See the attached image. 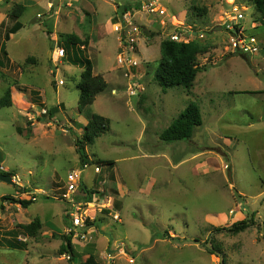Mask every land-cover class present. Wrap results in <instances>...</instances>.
<instances>
[{"label": "rangeland", "instance_id": "1", "mask_svg": "<svg viewBox=\"0 0 264 264\" xmlns=\"http://www.w3.org/2000/svg\"><path fill=\"white\" fill-rule=\"evenodd\" d=\"M90 1L96 13L78 11L77 0H0V98L10 89L13 100L11 107L0 109V172L14 178L13 185L0 180V264H81L92 243L98 245L96 258L102 264H216L208 251L212 245L223 252L220 259L224 257L226 264H264L260 13L248 0H160L168 14L181 13L186 25L203 31L205 39L198 36L196 42L207 47L197 58L206 70L199 72L194 87L164 91L154 72L165 32L155 27L147 40L150 31L143 27L146 39L136 46L139 66L132 69V84L117 62V36L107 30L108 20L115 21L116 0ZM18 5L25 6L18 20L23 28L6 41ZM195 7L206 11L198 13ZM236 7L247 8L244 35L255 38L258 54H232L230 39L223 33L207 42L215 34L213 26L229 19ZM117 10L121 14L122 6ZM136 16L140 22L145 19ZM68 35L92 43L87 45V58L107 81V88L83 112L78 110V84L84 69L71 62L73 52L64 38ZM57 47H67L68 53L54 63ZM135 84L142 91L130 97L128 89ZM244 90L249 93H232ZM192 102L200 107L203 125L190 140L163 141L161 133ZM53 108L59 113L50 117ZM94 114L108 118L110 128L86 146L87 161L82 163L75 136H83ZM103 161L114 164L109 167ZM72 171L81 172L83 186L96 193L91 202H86L87 195L74 197L76 206L92 221L103 219L100 227L77 228L73 245L82 258L74 262L67 253L60 255L72 227L70 204L62 198L65 193L70 197L67 183ZM32 196L36 200L27 208L2 201L33 200ZM223 213L252 225L239 234L216 232L227 227V221L214 226L209 217ZM37 218L42 228L35 237L25 235L20 226ZM17 234L27 244L24 249L7 245ZM122 243L131 248L134 262L118 254L126 249Z\"/></svg>", "mask_w": 264, "mask_h": 264}, {"label": "trees", "instance_id": "2", "mask_svg": "<svg viewBox=\"0 0 264 264\" xmlns=\"http://www.w3.org/2000/svg\"><path fill=\"white\" fill-rule=\"evenodd\" d=\"M121 1V0H120ZM248 4L254 6L256 8V11L260 13L259 22L262 26H264V0H248ZM140 2H134L128 1L127 4H122V11H127L133 8H139ZM194 9H197L195 7ZM25 11L24 5H18L13 13H12V19L14 20L13 27L9 30L8 34H6V41L9 40V37L11 34L18 33L22 28L23 25L19 20V18L23 15V12ZM206 9L199 10L197 9V12L204 13ZM67 40V44L71 47V50L73 52L72 57V63L74 65H79L83 70L81 74V80L79 82V99H78V110L83 112L86 108L91 106L100 93H102L107 88V82L104 80V78L101 75H95L94 74V67L92 64V61L88 59V54L86 57L83 55L87 52L86 48L87 45H89V40H81L76 36H65ZM68 46V48H69ZM68 48H64L66 54L68 53ZM205 50H207L206 46H202L198 42H191L189 44L186 43H178L173 42L170 39H163L160 43V53H161V59L159 62L158 67L156 68L154 72V80L161 86V88L165 91L167 89L175 88L182 86L187 90H191L194 87L195 80L202 70H206L205 67H201L197 64V58L198 56L203 53ZM79 55V57H77ZM5 57L7 56L4 55ZM190 93V92H189ZM12 92L10 89H8L5 94L0 98V109L11 107L12 106ZM56 108H53L50 111L49 116L53 117L54 114H58ZM203 125L201 110L198 104L191 103L176 119L175 121L161 133V139L165 142H178V141H184V140H190L193 137L194 131L196 128L201 127ZM110 128V121L108 118H105L101 115L94 114L88 124L85 127L83 136H75V143L77 146V152L80 156V161L84 163L87 161L86 154H85V148L88 145H91L95 142V140L104 134L106 131H108ZM102 165H107L109 167H112L114 164L112 161L107 162L103 161L101 162ZM3 174H8L5 172H0ZM11 175V174H8ZM89 189L85 186H83V181L78 188L77 192L73 195L76 199L79 200L81 196H85L86 202H91L93 200V196L96 194L95 192H88ZM84 192V194H82ZM26 193V192H24ZM83 196V197H84ZM74 198V201L77 202ZM84 199V198H83ZM3 200H11L12 202L16 204L22 205L24 208H27L31 203H33L32 200H15L13 198L5 197ZM66 201V200H65ZM70 204V202H69ZM2 207V205L0 204ZM71 208V204H70ZM71 210L69 211V213ZM68 213V217H70V214ZM254 218V215L253 217ZM249 220H241L233 223L231 226L228 227H219L215 231L221 232L226 231L231 234H239L241 232H245L252 224L248 223ZM253 221V219H252ZM103 223V219L99 218L95 221H92L90 219L86 222V227L89 226H98ZM88 224V225H87ZM42 228V221L37 218L32 223L28 225H22L20 226V229L22 232L31 237H35L38 233V231ZM74 226L72 225L71 229H73ZM90 228V227H89ZM81 230V229H79ZM78 231V230H77ZM86 231V230H84ZM75 232H70L68 235L64 236V243L60 251V255L68 254L69 259L71 262L76 261L75 258L79 257L82 258L81 255H77L76 250L73 245V236ZM18 234L15 235L14 240L7 241V245L10 248H19L24 249L27 244L22 242L21 240H18ZM96 244L92 243L90 244L84 251L86 255H88V258L81 262V264H102L97 260L96 256ZM208 251L211 254H218L221 255L223 252L220 250V248H216L214 245H212V248ZM222 264H226L225 258H222Z\"/></svg>", "mask_w": 264, "mask_h": 264}, {"label": "built area", "instance_id": "3", "mask_svg": "<svg viewBox=\"0 0 264 264\" xmlns=\"http://www.w3.org/2000/svg\"><path fill=\"white\" fill-rule=\"evenodd\" d=\"M233 14H231L230 18L225 20L223 24H221L225 29L234 33V36L229 35L230 39V52L232 54H240V55H254L258 54L260 48L256 45V40L254 37L248 39L244 35V28L242 25V21L245 19V14L240 8H234ZM136 14L148 16L158 15L159 17H163L166 15V10L160 5V0H146L141 3L139 8H133L123 12L118 19L114 23V29L118 36V48L121 53L117 57V62L120 66L126 68V77L131 79L132 84L134 83L135 74L133 72V68H137L139 66V62L134 54H136L137 48L136 46L139 43L141 36L143 35V28L139 26L135 20L137 18ZM194 38L192 32L186 29H181V31H177L171 34L168 39L173 42L178 43H191ZM199 38H204V35H200ZM65 50L57 47L56 51L52 54V62L58 63L61 59L65 57ZM60 85H63V81L59 82ZM142 91V86L140 84H135L134 87L131 86L128 89L129 96H136L139 92ZM44 113L47 112L44 110ZM98 169V168H97ZM81 184V172L72 171L68 174V183H67V191L71 192L70 197L65 193L62 198L70 202L71 204V212L70 217L72 220L73 229L69 230V233L75 232L74 236L76 238L79 237V232L77 228L79 226H84L88 219L93 220L90 214H82V207L76 206V202L74 201V194L77 192L78 188ZM66 191V192H67ZM69 197V198H68ZM32 201L36 200V197L32 196ZM84 215H86L84 217ZM118 219V216H115ZM81 238H83L81 236Z\"/></svg>", "mask_w": 264, "mask_h": 264}, {"label": "crops", "instance_id": "4", "mask_svg": "<svg viewBox=\"0 0 264 264\" xmlns=\"http://www.w3.org/2000/svg\"><path fill=\"white\" fill-rule=\"evenodd\" d=\"M77 1H79L80 2V5L77 7L79 10L78 11H80V10H82V11H84V10H88V11H92V13H96V10H95V6H94V4L90 1V0H77ZM114 1V0H113ZM128 1H133V0H128ZM140 2V5H141V2H144V1H146V0H134V2ZM134 2H132V3H134ZM78 3V2H77ZM122 4H123V2L122 1H120V0H116L115 1V4H113V6L115 7V21L112 23L111 22V24H109L110 23V20H108V22H107V30H109V33L111 32H113V33H115L116 34V36H117V33L115 32V29H114V23L116 22V21H118V19L120 18V14H119V11L117 10V7H118V5L119 6H122ZM69 5H71V4H69ZM161 5V4H160ZM84 6V7H83ZM162 7L166 10V15H164L163 17H159L158 15H155V16H148V17H144L145 19V21L141 18L142 16H140V19H142L141 20V22L137 19V18H135V19H137V20H135V22L139 25V26H142V28L145 26L149 31H150V34L149 35H147V40L149 39V37L151 36V35H153L154 33L152 32V31H154V28L156 27L157 28V30L159 31H162V32H165V34H163V36H165L164 37V39H167L171 34H173V33H175V32H177V31H181V29H186V30H189V32L191 31L192 32V34H193V36L194 37H198V36H200V35H204V32L203 31H201V30H199V29H197L196 28V26H194V28H192L191 26H188V25H186V16L183 18V17H181V13H176V15H170V14H168L167 13V8L164 6V5H162ZM242 8H244V9H241L243 12H244V10H247V8H245V7H242ZM122 10H123V8H122ZM244 14H245V12H244ZM112 18H114V17H112ZM111 18V19H112ZM158 20H159V22H158ZM143 21H144V23H143ZM174 22V23H173ZM175 22H177L178 24H175ZM223 22L224 21H220L219 23H218V25H221V24H223ZM179 23H181V24H179ZM157 25V26H156ZM255 25V24H254ZM253 25V28H255V27H257V26H254ZM217 26V25H216ZM216 26H213V31H214V28L216 27ZM96 27V31L99 29V26H92V29L93 28H95ZM208 27H206V29H207ZM197 29V30H196ZM95 32V31H94ZM222 33L223 34H225V35H227L228 37H229V35L227 34V33H225V32H215V34L214 35H211V38L209 39V41H207V42H211V41H213L214 39H217L218 37H220L221 35H222ZM155 36V35H154ZM154 36H152V37H154ZM117 39H118V36H117ZM141 39H146V37H145V32H144V30H143V35L141 36V38H140V40ZM159 38H157L156 40H158ZM199 39H205V35H204V38H199ZM140 40H139V42H140ZM142 41H144V40H142ZM194 42H196L197 41V38H194V40H193ZM192 41V42H193ZM200 41V40H199ZM215 41V40H214ZM91 42H90V44H89V47L91 46ZM144 44H145V41H144ZM200 44V43H199ZM214 44V43H213ZM86 54H88V50H87V52H86ZM244 56H246V57H248L249 55H244ZM80 67V66H79ZM94 74L95 75H99V74H97L95 71H94ZM101 75V74H100ZM102 76H103V74H102ZM104 77V76H103ZM105 79V78H104ZM107 82V81H106ZM114 92H116V91H114ZM233 94H242V93H244V94H247V93H249L248 91H246V90H244V91H235V92H232ZM252 93V92H251ZM153 158H154V156H153ZM151 187V186H150ZM240 194H243V195H245L244 193H242L241 191H240ZM243 215V214H242ZM244 217V216H243ZM229 220H230V223H228L229 222ZM241 220V219H240ZM240 220H235V218L234 219H230L229 218V216L226 214V213H223V214H219V215H217V217H213V216H210L209 217V221L211 222V224H215L214 226H217V224L218 223H224V222H226L227 221V223H225V225L228 227V225H232L233 223H235L236 221H240ZM109 242V241H108ZM122 244H124L125 245V250L124 249H122L121 251H119V253L118 254H121V253H123L124 255H125V257L126 258H128V259H130L131 260V262H134V258H132L131 257V251H130V247H129V245H127V244H125V243H122ZM98 246V245H97ZM128 247V250H127V247ZM126 250H127V252H126ZM122 254V255H123ZM86 256H88V255H86ZM212 256H213V258L215 259H213V261H214V263H216V264H218V263H221L222 264V260L220 259V256L221 255H216V254H212ZM126 258H124V259H126ZM217 261H219V262H217Z\"/></svg>", "mask_w": 264, "mask_h": 264}, {"label": "water", "instance_id": "5", "mask_svg": "<svg viewBox=\"0 0 264 264\" xmlns=\"http://www.w3.org/2000/svg\"><path fill=\"white\" fill-rule=\"evenodd\" d=\"M214 32H225V33H227L230 36H234V33L228 31L227 29H225L222 25H217L214 28ZM3 161H4V154H3V152L0 149V164ZM0 180L4 181V182H7L9 184H12V185L14 184L13 177L11 175H8V174L0 173Z\"/></svg>", "mask_w": 264, "mask_h": 264}, {"label": "clouds", "instance_id": "6", "mask_svg": "<svg viewBox=\"0 0 264 264\" xmlns=\"http://www.w3.org/2000/svg\"><path fill=\"white\" fill-rule=\"evenodd\" d=\"M141 3H142V2H141ZM123 12H125V11H122L121 14H122ZM121 14H120V15H121ZM139 44H140V43H138V45H139ZM138 49H139V47H138ZM70 219H71V217H70ZM71 221H72V220H71Z\"/></svg>", "mask_w": 264, "mask_h": 264}, {"label": "flooded vegetation", "instance_id": "7", "mask_svg": "<svg viewBox=\"0 0 264 264\" xmlns=\"http://www.w3.org/2000/svg\"><path fill=\"white\" fill-rule=\"evenodd\" d=\"M13 181H14V178H13Z\"/></svg>", "mask_w": 264, "mask_h": 264}]
</instances>
